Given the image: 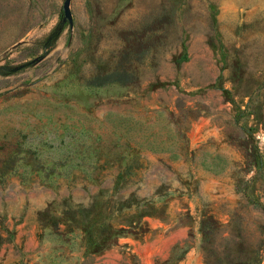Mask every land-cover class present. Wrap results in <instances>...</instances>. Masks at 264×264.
I'll use <instances>...</instances> for the list:
<instances>
[{
  "label": "rangeland",
  "instance_id": "374dc122",
  "mask_svg": "<svg viewBox=\"0 0 264 264\" xmlns=\"http://www.w3.org/2000/svg\"><path fill=\"white\" fill-rule=\"evenodd\" d=\"M61 3L0 0V264H264V0Z\"/></svg>",
  "mask_w": 264,
  "mask_h": 264
},
{
  "label": "water",
  "instance_id": "95a60500",
  "mask_svg": "<svg viewBox=\"0 0 264 264\" xmlns=\"http://www.w3.org/2000/svg\"><path fill=\"white\" fill-rule=\"evenodd\" d=\"M61 11H62V20H67L69 24H71V13L69 9V0H62L61 3Z\"/></svg>",
  "mask_w": 264,
  "mask_h": 264
},
{
  "label": "trees",
  "instance_id": "16d2710c",
  "mask_svg": "<svg viewBox=\"0 0 264 264\" xmlns=\"http://www.w3.org/2000/svg\"><path fill=\"white\" fill-rule=\"evenodd\" d=\"M121 73V72H120ZM120 73H118V75H120ZM239 264H246V263H244V262H239Z\"/></svg>",
  "mask_w": 264,
  "mask_h": 264
}]
</instances>
